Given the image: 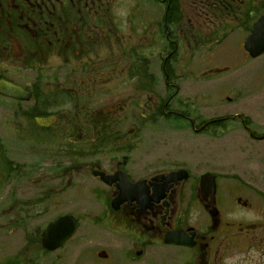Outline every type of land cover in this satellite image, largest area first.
<instances>
[{"label":"flooded vegetation","instance_id":"flooded-vegetation-1","mask_svg":"<svg viewBox=\"0 0 264 264\" xmlns=\"http://www.w3.org/2000/svg\"><path fill=\"white\" fill-rule=\"evenodd\" d=\"M152 1L0 0V264H264V0Z\"/></svg>","mask_w":264,"mask_h":264},{"label":"rangeland","instance_id":"rangeland-1","mask_svg":"<svg viewBox=\"0 0 264 264\" xmlns=\"http://www.w3.org/2000/svg\"><path fill=\"white\" fill-rule=\"evenodd\" d=\"M141 2L153 3L152 0H141ZM184 2L187 3V0H184ZM220 48L221 46L210 45V49L215 51L214 54L209 53L206 55L211 64H223L228 61L229 57H227L226 49L222 50ZM257 61L260 62V59ZM230 62H232V60H230ZM229 65L232 66V63ZM256 72L257 74L254 77L249 73H244L243 75L242 82L248 83V76H250L253 78L250 82H253L254 86L250 89H247L246 86L242 87L241 96L243 99L239 107L244 115L264 123V69L257 68L254 73ZM212 109L213 108H210L209 111ZM262 164H264V158Z\"/></svg>","mask_w":264,"mask_h":264},{"label":"water","instance_id":"water-1","mask_svg":"<svg viewBox=\"0 0 264 264\" xmlns=\"http://www.w3.org/2000/svg\"><path fill=\"white\" fill-rule=\"evenodd\" d=\"M244 48L252 57H257L264 52V15H262L254 24L251 34L244 42ZM3 92L9 94L10 89L4 88ZM72 232V221L65 217L51 224L45 233V237L46 240L48 238L53 239L52 242L58 244L63 242V240H65Z\"/></svg>","mask_w":264,"mask_h":264}]
</instances>
